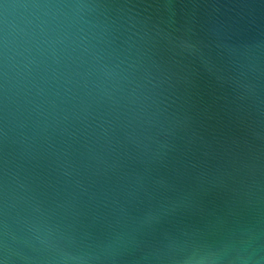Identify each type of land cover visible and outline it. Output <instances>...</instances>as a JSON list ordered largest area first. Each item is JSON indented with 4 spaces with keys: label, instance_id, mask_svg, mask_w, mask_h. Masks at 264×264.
<instances>
[{
    "label": "water",
    "instance_id": "water-1",
    "mask_svg": "<svg viewBox=\"0 0 264 264\" xmlns=\"http://www.w3.org/2000/svg\"><path fill=\"white\" fill-rule=\"evenodd\" d=\"M0 264H264V0H0Z\"/></svg>",
    "mask_w": 264,
    "mask_h": 264
}]
</instances>
